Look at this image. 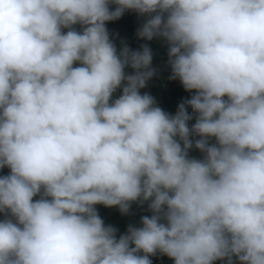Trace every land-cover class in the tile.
I'll return each instance as SVG.
<instances>
[{
	"label": "clouds",
	"instance_id": "obj_1",
	"mask_svg": "<svg viewBox=\"0 0 264 264\" xmlns=\"http://www.w3.org/2000/svg\"><path fill=\"white\" fill-rule=\"evenodd\" d=\"M125 10L195 90L174 115L139 91L151 49L109 37ZM3 167L0 264H264V0H0ZM138 199L119 238L94 207Z\"/></svg>",
	"mask_w": 264,
	"mask_h": 264
},
{
	"label": "trees",
	"instance_id": "obj_2",
	"mask_svg": "<svg viewBox=\"0 0 264 264\" xmlns=\"http://www.w3.org/2000/svg\"><path fill=\"white\" fill-rule=\"evenodd\" d=\"M115 4L110 3V9H114ZM148 18V14L141 15L134 10H125L118 19L106 21L105 27L109 32V37L116 45L117 51L126 45L132 50H140L142 45H147L152 52L151 67L155 69L154 75L146 81L145 87L139 89L141 94L148 93L155 100V106L160 107L163 111L170 115H174L177 111V106L181 102L190 99L195 94V90H185L179 79H170L171 67L168 63V44L165 38L154 36L151 40L140 38L137 36V31L144 21ZM77 31L81 30L80 25L73 26ZM67 31V29H62ZM79 66L78 62L74 63V67ZM126 74H132L134 70L126 66L124 69ZM121 94V89L117 88L113 93V99L118 98ZM227 99V97H225ZM187 112L192 116V119L187 121L189 128L196 121V115L190 106L186 105ZM190 139H199L198 136H190ZM215 139L210 138L209 143H214ZM203 153L193 147L188 149L190 158L202 159ZM10 173L7 167L0 168V176H5ZM39 196L33 197L38 199ZM150 201L141 202L139 199L130 202V206L126 213H122L119 206H104L103 204L94 205L97 214L103 220L105 226L111 225L117 231L116 237L126 234L129 225L140 227V219L142 216H150L152 213L148 207ZM4 214L0 213V220H3ZM143 255V253H138ZM149 259L152 264H174L172 258L157 251L154 255H150ZM233 264L240 262L233 257ZM213 264H225L224 260H216Z\"/></svg>",
	"mask_w": 264,
	"mask_h": 264
},
{
	"label": "rangeland",
	"instance_id": "obj_3",
	"mask_svg": "<svg viewBox=\"0 0 264 264\" xmlns=\"http://www.w3.org/2000/svg\"><path fill=\"white\" fill-rule=\"evenodd\" d=\"M196 114V113H195Z\"/></svg>",
	"mask_w": 264,
	"mask_h": 264
}]
</instances>
